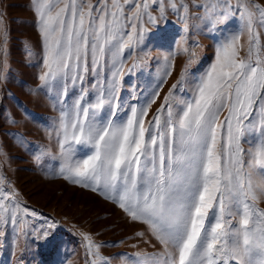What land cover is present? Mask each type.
Instances as JSON below:
<instances>
[{
  "label": "snow or ice",
  "instance_id": "obj_1",
  "mask_svg": "<svg viewBox=\"0 0 264 264\" xmlns=\"http://www.w3.org/2000/svg\"><path fill=\"white\" fill-rule=\"evenodd\" d=\"M29 5L41 45L36 91L47 94L55 88L54 99L63 105L56 121L60 175L111 201L131 222L146 225L160 245L152 253H134L128 264H264V209L258 206L264 198V4L29 0ZM169 10L183 25L179 51L188 64L146 122L175 65L165 56L164 76L150 97L141 102L133 94L125 103L118 95L123 56L143 41L145 20L156 23L153 13L163 19ZM193 18L219 32L238 21L235 30L227 29L214 62L199 76L188 70L198 46H187ZM244 35L247 51L241 55ZM9 40L10 29L0 13L4 81L10 71ZM25 49L31 56L32 46L26 43ZM109 57L112 79L102 82L100 73ZM77 85L79 95L72 99L69 87ZM185 86L190 96L179 95ZM89 89L95 90L94 98ZM6 119L18 123L11 113ZM16 138L26 144L22 135ZM41 218L0 174V227L11 226L59 251L63 241L57 222L43 217L35 223ZM81 235L91 264H109L102 245L90 234Z\"/></svg>",
  "mask_w": 264,
  "mask_h": 264
},
{
  "label": "rangeland",
  "instance_id": "obj_2",
  "mask_svg": "<svg viewBox=\"0 0 264 264\" xmlns=\"http://www.w3.org/2000/svg\"><path fill=\"white\" fill-rule=\"evenodd\" d=\"M256 2L264 4V0ZM0 13L10 29V40L5 46L10 52V71H7L6 81L0 80V146L4 149V154H0V174L5 177V184L11 182L24 203L41 213L42 218L57 222L58 239L63 241V247L56 251L46 241L31 236L25 238L11 226L0 227L5 233L0 236V264H21L22 259L24 264H91L92 258L85 250L82 233L90 234L95 243L102 245L101 254L109 258V264H128V258L138 251L152 253L159 250L160 245L146 225L131 222L111 201L60 175L63 161L56 121L63 105L54 99L57 96L55 88L47 94L44 90L36 91L37 75L41 71L36 18L29 0H0ZM153 15L157 16L156 23L145 20L143 24V41L124 53L118 89V95L125 103L133 94L143 102L164 76V57L169 56L175 65L172 75L162 84L161 98L152 105L146 122L188 64L187 55L179 51L184 32L178 16L170 10L163 19L158 13ZM189 24L187 46L190 50L193 44L198 46L194 49L197 56L188 65V70L199 76L214 62L216 46L228 34L227 29L235 30L238 21L230 22L223 32L209 31L203 21L195 18ZM261 40L264 42V35ZM26 43L32 46L31 56L26 52ZM241 43L244 45L241 55H244L247 51L246 35L242 36ZM170 53H175V57ZM107 63L100 73L102 82L105 78L112 79L111 57ZM89 91L94 98L95 90ZM69 94L75 99L79 95V85L74 90L70 86ZM179 95L190 96L191 93L185 86V92ZM21 105L31 113L30 117L24 115ZM8 113L18 123H9L6 119ZM17 134L24 137L26 144L18 142ZM258 206L264 209V198ZM42 218L35 223L42 222ZM139 232L144 235H137ZM26 246L28 251H24Z\"/></svg>",
  "mask_w": 264,
  "mask_h": 264
}]
</instances>
